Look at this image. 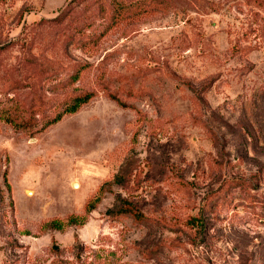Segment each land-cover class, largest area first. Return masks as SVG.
I'll return each instance as SVG.
<instances>
[{"label":"rangeland","instance_id":"obj_1","mask_svg":"<svg viewBox=\"0 0 264 264\" xmlns=\"http://www.w3.org/2000/svg\"><path fill=\"white\" fill-rule=\"evenodd\" d=\"M18 107L0 264H264V0H0Z\"/></svg>","mask_w":264,"mask_h":264},{"label":"trees","instance_id":"obj_2","mask_svg":"<svg viewBox=\"0 0 264 264\" xmlns=\"http://www.w3.org/2000/svg\"><path fill=\"white\" fill-rule=\"evenodd\" d=\"M92 96H93V92H90V91L89 92L87 91V92H84V93H81V94L73 96V98L71 99V102L68 105L64 106L60 111L56 112L49 119L44 120V122L40 126V128H38L36 130L38 131L41 128H43L44 126H47V125H49L51 123H54V122L58 121L62 117V115L65 114V113H71V112L76 111L79 106H81L82 104L86 103L90 98H92ZM38 97H43V96L40 95V94H37L36 96H34L33 97V104L35 103L34 101H37ZM109 97L112 98L113 100H115L121 106H127L128 105V104H126V102L120 100L114 94H109ZM38 108H39V106H38ZM36 111L37 110H35L34 113L31 111L30 114L32 116H34V114L37 113ZM24 112H26V110L24 108L19 109V107L17 108V110L13 114H11L12 112L10 110L7 111V109L6 110L5 109H2V110L0 109V117H2L5 121L13 123V125L16 126V127L24 128L26 125L30 124V122L28 120V116H29V119H30V114L27 115L26 117H24V116L21 117L22 120H20V121L16 120L18 115L19 114L24 115L23 114ZM44 117H46V116H44Z\"/></svg>","mask_w":264,"mask_h":264}]
</instances>
